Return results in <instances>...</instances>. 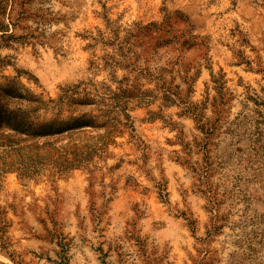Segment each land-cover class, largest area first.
Masks as SVG:
<instances>
[{
  "label": "rangeland",
  "instance_id": "obj_1",
  "mask_svg": "<svg viewBox=\"0 0 264 264\" xmlns=\"http://www.w3.org/2000/svg\"><path fill=\"white\" fill-rule=\"evenodd\" d=\"M0 18V93L75 89L93 124L70 144H105L31 177L0 157V264H264V0H9Z\"/></svg>",
  "mask_w": 264,
  "mask_h": 264
},
{
  "label": "trees",
  "instance_id": "obj_2",
  "mask_svg": "<svg viewBox=\"0 0 264 264\" xmlns=\"http://www.w3.org/2000/svg\"><path fill=\"white\" fill-rule=\"evenodd\" d=\"M9 0H0V16L5 11ZM6 25L0 18V31L6 35ZM0 93V157L5 155L2 167L15 168L25 177H31L38 173L52 153L56 154V165L59 171L82 166L104 147L101 145L77 146L70 144L73 136L87 130L86 126L93 123L84 120L79 122L74 113L76 108L88 104L76 97L78 92L73 89L64 90L57 99L45 100L41 96L32 93L15 94L10 89H1ZM18 98L23 102V108L18 110L10 109L9 100ZM67 108L70 115L63 119L61 116ZM53 116L50 115L49 111ZM72 120L67 124L65 120ZM68 139L66 147L63 146V153L57 151L54 145L63 139ZM240 141V140H238ZM104 142V141H102ZM70 144V145H69ZM70 146V147H68ZM49 148L50 151H46ZM59 149H61L59 147ZM70 155V157L68 156Z\"/></svg>",
  "mask_w": 264,
  "mask_h": 264
}]
</instances>
